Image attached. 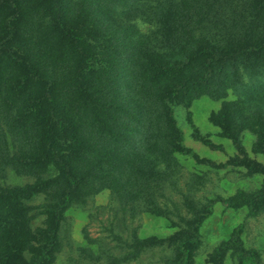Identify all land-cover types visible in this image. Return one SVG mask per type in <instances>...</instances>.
<instances>
[{
  "label": "trees",
  "instance_id": "1",
  "mask_svg": "<svg viewBox=\"0 0 264 264\" xmlns=\"http://www.w3.org/2000/svg\"><path fill=\"white\" fill-rule=\"evenodd\" d=\"M204 95L223 99L211 120L236 147L228 163L264 175L242 138L255 132L264 155V0H0V178H32L0 187V264H56L69 209L104 190L123 213L177 228L168 238L112 228V264L156 251L158 263L196 264L218 202L264 212V182L206 200L179 186V156L200 157L175 105ZM243 228L209 263L264 264Z\"/></svg>",
  "mask_w": 264,
  "mask_h": 264
},
{
  "label": "rangeland",
  "instance_id": "2",
  "mask_svg": "<svg viewBox=\"0 0 264 264\" xmlns=\"http://www.w3.org/2000/svg\"><path fill=\"white\" fill-rule=\"evenodd\" d=\"M139 24L144 31L150 27L143 21ZM235 97L230 93L227 99ZM222 104L223 99L216 100L204 95L195 99L191 106L175 105L178 123L185 133V142L200 157L199 160L192 155L179 156L181 169L178 184L196 198L206 200L218 195L229 197L238 189L257 190L264 182V175L249 174L246 167L228 163L236 154V147L211 120V115ZM242 138L250 156L264 162V155L253 150L257 134L246 129ZM30 181L32 178L11 170L5 178H0V187ZM44 199L41 194L32 203L39 204ZM215 207L201 228L204 243L197 255L196 264H211L208 260L209 253L241 224L244 226L245 245L260 250L264 261V212L251 216L248 215L247 208H229L222 202H218ZM68 215L56 264H112L111 257L119 251L112 241V228L116 233L130 238L134 235L143 238H168L177 230L166 216L133 210L123 213L117 201L112 198L110 190L96 194L86 205L73 206ZM41 221L42 218L36 223ZM160 254L159 251L151 252L144 258L122 264H162L156 262ZM226 264H237V261L234 256L229 255Z\"/></svg>",
  "mask_w": 264,
  "mask_h": 264
}]
</instances>
